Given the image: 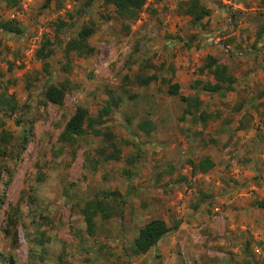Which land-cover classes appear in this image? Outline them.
<instances>
[{
    "label": "rangeland",
    "instance_id": "rangeland-1",
    "mask_svg": "<svg viewBox=\"0 0 264 264\" xmlns=\"http://www.w3.org/2000/svg\"><path fill=\"white\" fill-rule=\"evenodd\" d=\"M182 1L146 0L126 32L104 0H19L11 8L0 0V19L17 28L0 30V91L13 95L0 105V135H7L0 154V258L264 264V48L255 36L264 7L260 0H200L209 13L191 22ZM58 20L65 24L56 29ZM81 24L92 27L93 52L64 58L57 43ZM44 39L52 42L45 59L51 82L65 89L61 105L41 97L46 75L33 53ZM207 55L234 78L222 96L195 83L213 82L198 71ZM168 82L182 95H196L207 119L182 117L184 102L166 92ZM112 98L118 106L103 110ZM76 107L89 118L103 110L94 126L112 137L87 131L72 144L60 141ZM140 121L150 129L140 130ZM205 158L212 165L200 170ZM101 190L115 193L105 197L108 213L94 217L88 235L80 208ZM153 216L169 229L133 253L132 237Z\"/></svg>",
    "mask_w": 264,
    "mask_h": 264
},
{
    "label": "trees",
    "instance_id": "trees-1",
    "mask_svg": "<svg viewBox=\"0 0 264 264\" xmlns=\"http://www.w3.org/2000/svg\"><path fill=\"white\" fill-rule=\"evenodd\" d=\"M5 6L11 8L15 6L19 0H3ZM48 1V0H46ZM106 4L112 7L114 14L121 19L123 22L122 26L125 31L128 32L131 23H133L145 4L146 0H104ZM182 13L189 16L191 22H196L208 15L209 10L205 8L200 0H183L182 2ZM260 4L264 7V0H260ZM261 20L257 25L255 36L260 38L262 43L260 46L264 48V11L260 13ZM64 21L58 20L56 23V29L64 25ZM0 30L4 33L17 32L15 23L11 19H0ZM92 33V27L89 25L81 24L79 25L73 35L68 37L64 42L57 43V46L61 48V53L64 58H68L70 55H75L76 57H86L92 54V47L88 43V37ZM51 44L48 39H44L42 43L34 50L33 56L37 60L42 61V71L45 73L44 87L41 91V97L45 102H50L55 105H61L65 95V89L63 85H57L51 82L52 71L49 70V65L45 61L46 58L50 56ZM61 69L67 71V63H62ZM198 71L206 72L211 75L213 82L211 81H201L196 80V84H201V90L210 94L223 95L224 92L231 87L234 78L228 72L227 66L218 62L213 56L207 55L204 58L203 65H201ZM154 79V76L151 77ZM150 78L145 80H138L139 84H146ZM4 89L0 91V105L9 104L12 100L13 95L9 98L4 93ZM166 92L170 95L177 96L178 99L184 102L185 107L182 110V117L186 115L191 116V121H204L207 119L208 114L204 111L198 109L200 104L199 99L196 95H182L178 92L177 83H167ZM118 99H110L106 102L103 110H110L112 107L118 106ZM102 110V111H103ZM94 118H89L86 115V109L82 107H76L75 111L66 119L62 130L58 135V139L63 143L72 144L75 141L76 136L87 133H91L94 136L103 135L106 140H109L112 135L111 133H105L101 131L98 127L94 126V123H99L101 112ZM198 111V114L196 112ZM138 128L140 130L147 131L150 129L149 123L147 121H140L138 123ZM24 141L27 139L26 135L23 138ZM7 141V135L2 132L0 135V154H6L5 143ZM112 146V143H109ZM113 150L105 155L104 159L107 160L113 156ZM212 163L207 159H203L199 163V169L205 170L207 167L211 166ZM192 172L196 168L195 165L191 164ZM1 170V168H0ZM114 191L101 190L99 195H94L84 201V205L80 208L81 218L84 222V231L88 235H92L96 229L95 216L100 214L102 217H106L108 213V204L105 201V197H111L114 195ZM260 202V206L264 205ZM169 229L166 221L160 216H153L144 221L138 228L135 235L131 239L130 250L133 253L145 252L149 247H151L167 230ZM0 257H3L0 254ZM0 264H14L13 258L10 256H5V258H0Z\"/></svg>",
    "mask_w": 264,
    "mask_h": 264
}]
</instances>
